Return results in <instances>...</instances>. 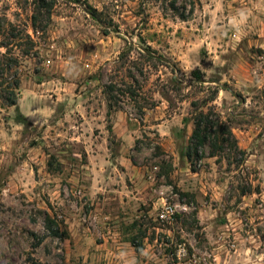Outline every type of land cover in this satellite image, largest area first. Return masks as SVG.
I'll return each mask as SVG.
<instances>
[{
	"label": "rangeland",
	"instance_id": "374dc122",
	"mask_svg": "<svg viewBox=\"0 0 264 264\" xmlns=\"http://www.w3.org/2000/svg\"><path fill=\"white\" fill-rule=\"evenodd\" d=\"M38 7L0 0L22 80L0 97V264H264V0H54L35 30ZM112 78L136 96L110 111ZM213 90L240 153L192 166Z\"/></svg>",
	"mask_w": 264,
	"mask_h": 264
},
{
	"label": "trees",
	"instance_id": "16d2710c",
	"mask_svg": "<svg viewBox=\"0 0 264 264\" xmlns=\"http://www.w3.org/2000/svg\"><path fill=\"white\" fill-rule=\"evenodd\" d=\"M38 2L39 7L32 18L35 30H38V25L44 16L49 17V19L51 18L54 7V0H49L50 3L48 0H38ZM175 7V5L172 6L173 9H176ZM5 23L6 22L4 20L0 19V34L1 32L7 33V31L4 30V28L7 27ZM10 27L12 30V34L9 35L10 38L14 40L20 39V34H15L17 29L13 25H10ZM28 38L30 39V37ZM2 45L3 48L7 49V53L0 56V97L6 101L10 107H15L18 105L17 91H19L21 87L22 80L19 76V72L15 70L16 67H18L17 59L12 56V53L8 48L9 45ZM131 51L132 47L126 49L120 55V62L122 63L123 68L128 64V57H130ZM142 51H145L146 55L144 54V56L148 60V63H154L153 61L160 62L159 65L158 63L153 64L154 68H158L160 65L167 67L166 64H162L166 63V61L161 56H154V52H152L149 46L142 48ZM140 72L142 75H144V70H141ZM12 74L15 80L11 82L9 81V83L6 82L8 81L7 75L9 76ZM129 78H131L134 83H136V78L133 73H130ZM3 84L8 85L4 88ZM117 84L119 83L114 81L112 78L109 85L106 86L104 90V94L108 98L110 111L115 109V104L113 105V101L118 103V98L116 99V97H114L115 94H120L122 96L129 95L131 98H135L136 96V91L134 88L123 90L120 89ZM218 94V90H213L211 91V95L205 98L203 101L198 100L192 103V107L194 109L192 119L194 123V130L190 138L189 147L184 154L192 166H195L196 161L201 159L200 155H205L207 149L211 151L212 157H217L227 153H230L231 155L234 153H240L238 142L233 134L231 126L228 123L222 121L220 116L214 111L213 107L210 106V104L217 99ZM205 109H207V111H205ZM57 235H59V233H57Z\"/></svg>",
	"mask_w": 264,
	"mask_h": 264
},
{
	"label": "built area",
	"instance_id": "2783aa9c",
	"mask_svg": "<svg viewBox=\"0 0 264 264\" xmlns=\"http://www.w3.org/2000/svg\"><path fill=\"white\" fill-rule=\"evenodd\" d=\"M179 208L180 206H164L157 215V221L162 224H173ZM180 209L183 210V208ZM184 210L186 209L184 208Z\"/></svg>",
	"mask_w": 264,
	"mask_h": 264
}]
</instances>
